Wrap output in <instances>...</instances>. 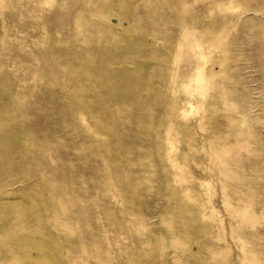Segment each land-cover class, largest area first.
<instances>
[{"label":"rangeland","instance_id":"374dc122","mask_svg":"<svg viewBox=\"0 0 264 264\" xmlns=\"http://www.w3.org/2000/svg\"><path fill=\"white\" fill-rule=\"evenodd\" d=\"M0 264H264V0H0Z\"/></svg>","mask_w":264,"mask_h":264}]
</instances>
